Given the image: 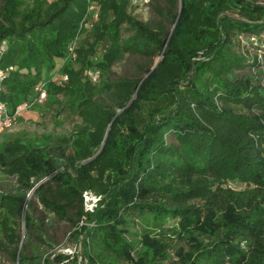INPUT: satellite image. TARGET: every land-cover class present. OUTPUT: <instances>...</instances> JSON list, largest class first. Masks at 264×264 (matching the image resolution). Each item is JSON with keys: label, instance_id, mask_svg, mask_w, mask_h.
<instances>
[{"label": "trees", "instance_id": "1", "mask_svg": "<svg viewBox=\"0 0 264 264\" xmlns=\"http://www.w3.org/2000/svg\"><path fill=\"white\" fill-rule=\"evenodd\" d=\"M94 1L86 30L88 0H0L10 111L43 86L32 108L77 119L44 144H0V264H163L170 249L264 264V54L243 43L264 37V0H151L149 20L140 0ZM129 59L139 76L114 70ZM57 222L81 255L56 252Z\"/></svg>", "mask_w": 264, "mask_h": 264}, {"label": "rangeland", "instance_id": "2", "mask_svg": "<svg viewBox=\"0 0 264 264\" xmlns=\"http://www.w3.org/2000/svg\"><path fill=\"white\" fill-rule=\"evenodd\" d=\"M26 2L31 3L33 0H24ZM133 14L137 16L141 20H149L151 15L153 16L152 10L147 6L139 11L133 10ZM244 45L250 49L251 54L260 55V59L264 54V37L262 41L256 42L254 41V46H250L247 40H244ZM135 59L126 60L121 65H118L114 68L118 75L128 76V77H137L140 75V71L136 67ZM95 80V78H94ZM48 106L42 104V110H37L38 108H32L30 110L25 111L17 124L9 131L5 132L0 136V144L10 139H24L31 143H40L44 144L47 141L46 136H51L52 138H56L59 135H64L69 133L75 121L77 119L74 116L58 115V110L53 108H47ZM230 186L235 189H243L246 188L244 184L240 183H230ZM31 195V194H30ZM72 228L68 222H57L56 225L46 232L50 236H56L58 243L62 245L61 248L68 249L69 252H63L62 254L68 255L70 257H76L81 255V248L79 244H77L71 237ZM186 247L185 251H188L190 247L188 245H184ZM44 249L50 252L51 249ZM61 253V252H60ZM163 264H180L178 250L170 249L168 255L164 258ZM83 259L80 256L78 258V263L82 264ZM132 264V263H127Z\"/></svg>", "mask_w": 264, "mask_h": 264}, {"label": "built area", "instance_id": "3", "mask_svg": "<svg viewBox=\"0 0 264 264\" xmlns=\"http://www.w3.org/2000/svg\"><path fill=\"white\" fill-rule=\"evenodd\" d=\"M90 5L88 9V15L85 21L82 23V27L86 30H92L94 25L99 19V7L96 1L88 0ZM140 2L144 6H148L151 3V0H140ZM76 42L70 46L69 49V58H76ZM4 47H0V55L3 54ZM7 71L0 68V89L3 81L6 79ZM54 80L59 82L67 81V75H60L57 74L54 77ZM44 87H40L37 90L40 92L39 97L33 102H25L19 105L15 112H11L9 109L8 104L3 100L2 94H0V136L5 132L11 130L18 122L22 114L30 110L32 107L35 106L36 103H42L46 99V91L43 89ZM84 201H85V208L87 211H94L96 205L99 202V197L94 195L91 192L84 193ZM57 253L69 252L68 249L58 248L56 250Z\"/></svg>", "mask_w": 264, "mask_h": 264}]
</instances>
